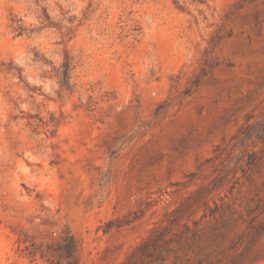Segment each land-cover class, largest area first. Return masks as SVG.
Returning <instances> with one entry per match:
<instances>
[{
  "label": "rangeland",
  "instance_id": "rangeland-1",
  "mask_svg": "<svg viewBox=\"0 0 264 264\" xmlns=\"http://www.w3.org/2000/svg\"><path fill=\"white\" fill-rule=\"evenodd\" d=\"M0 264H264V0H0Z\"/></svg>",
  "mask_w": 264,
  "mask_h": 264
},
{
  "label": "trees",
  "instance_id": "trees-1",
  "mask_svg": "<svg viewBox=\"0 0 264 264\" xmlns=\"http://www.w3.org/2000/svg\"><path fill=\"white\" fill-rule=\"evenodd\" d=\"M70 73H71L70 63L69 62H65L63 73H62L61 85L64 86V87H67V88L69 86ZM65 250L68 252V254L71 255L72 250H73L72 243H68L65 246Z\"/></svg>",
  "mask_w": 264,
  "mask_h": 264
}]
</instances>
